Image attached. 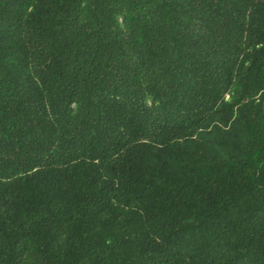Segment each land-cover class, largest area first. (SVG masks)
I'll return each mask as SVG.
<instances>
[{
    "label": "trees",
    "instance_id": "obj_1",
    "mask_svg": "<svg viewBox=\"0 0 264 264\" xmlns=\"http://www.w3.org/2000/svg\"><path fill=\"white\" fill-rule=\"evenodd\" d=\"M0 264H264V0H0Z\"/></svg>",
    "mask_w": 264,
    "mask_h": 264
}]
</instances>
